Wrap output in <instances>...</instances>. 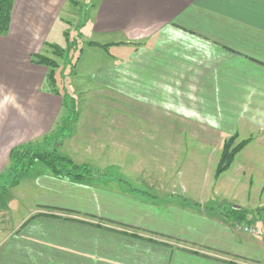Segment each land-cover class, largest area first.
I'll return each instance as SVG.
<instances>
[{"label": "crops", "instance_id": "obj_1", "mask_svg": "<svg viewBox=\"0 0 264 264\" xmlns=\"http://www.w3.org/2000/svg\"><path fill=\"white\" fill-rule=\"evenodd\" d=\"M68 2L16 0L0 37L2 185L10 152L40 144L62 120V100L31 57L53 45ZM80 33L104 60L90 86L114 95L89 124L158 157H220L226 141L245 142L230 165L264 172V0H99ZM106 148L108 163L79 158L95 173L88 180L36 164L14 188L24 191L0 198V264H264V239L236 232L225 202L205 196L214 183Z\"/></svg>", "mask_w": 264, "mask_h": 264}, {"label": "rangeland", "instance_id": "obj_2", "mask_svg": "<svg viewBox=\"0 0 264 264\" xmlns=\"http://www.w3.org/2000/svg\"><path fill=\"white\" fill-rule=\"evenodd\" d=\"M98 2L99 0H69L65 9L62 10L63 13L60 14L62 22L65 23L63 24L64 26H62V28L59 26L54 28L50 36V44L63 49V57H52V51L46 47L44 48V52H42L44 55H46L45 53H49L46 57L55 61L58 66L55 72V89L60 92L62 96H65L63 97L65 98L66 105L62 110V118L65 119L72 116L74 113L76 114V120L71 125V134L63 138L57 144L56 149L58 153L70 159L77 166H83L81 163L82 161L79 159L80 157L85 159L82 154H86L89 158H93L94 162L108 163L112 156L109 155V148H106L107 146L126 150L134 156L138 155L144 161L150 158L155 159V161L159 159L160 162L165 164L169 160L174 161L179 169L178 174H181L179 179L184 175L185 180L200 181L208 183L209 186L214 183L216 187L211 189L208 187L205 196L210 198L213 196L220 201H224L226 204L224 206L225 212L228 210V214H231L232 211H235L233 207L240 208L239 211L241 213L231 214L236 220L234 221L235 224H258L263 227L264 172H237L236 166L230 165L225 172L216 176V170L221 156L184 155L180 153L182 152L181 150L173 149L170 150L171 153H169V155L161 153L158 157L156 153L154 152L153 154L151 150V152L147 150L143 153L142 151L138 152V141L136 140L116 139V133H109L110 130L108 131V129H106V125L104 128V125L89 124L91 121H95V116L97 117L105 114V111H107L105 107L106 102L114 98L113 94L100 91L94 92L93 90L95 88L90 86L89 74L94 68L103 64L104 60H101L96 55L95 57L93 56L92 52H90L92 50L89 49V51L88 47L86 48L83 44L84 41L78 38V33L80 31L76 29L77 26H80V20L88 19V16L92 14V10ZM62 32L66 33V36L63 37ZM65 39H67L69 43L74 41L76 45H72L71 49L66 51L68 45L66 46ZM80 48L81 50H79ZM43 88L45 87L43 86ZM46 88L47 91H50L48 84ZM113 100L116 102L119 99L115 97ZM97 104L102 106H97ZM78 121L79 123L76 124ZM83 122L85 124L82 125ZM84 125L89 128L94 127L93 129L95 130L91 128L83 131L81 127ZM72 127H74V130H72ZM105 149H107V155L104 154ZM75 151H77V153L79 152L77 155L82 156L78 157L75 155ZM94 174L95 173H93V175ZM100 174L103 175L104 173ZM28 175L29 173L23 177H27ZM89 178L90 177L85 180ZM7 179L6 184L11 183L13 180L11 177ZM15 187L8 188L3 192L0 191V198L9 200L8 193L11 190L13 191ZM21 189L23 191L25 189L23 184L21 188L15 189L17 191L16 193L20 192ZM12 195L14 194L11 193L10 199L13 198ZM18 204V207H23L22 202Z\"/></svg>", "mask_w": 264, "mask_h": 264}, {"label": "trees", "instance_id": "obj_3", "mask_svg": "<svg viewBox=\"0 0 264 264\" xmlns=\"http://www.w3.org/2000/svg\"><path fill=\"white\" fill-rule=\"evenodd\" d=\"M16 0H0V37H6L9 32L12 9ZM88 19L80 20V26L76 29L81 31L87 24ZM66 36V33L64 34ZM82 35L79 32L78 38ZM67 50H70L72 45H76L73 41L68 42L65 39ZM85 46H91L92 43H83ZM52 51V57L62 58L64 55L63 49L55 45H44ZM31 63L35 66H41L46 69L45 82L49 85L50 93L59 96L62 100V108L65 105V96L55 89L56 85V70L57 63L50 58L43 55H35L31 57ZM72 107V106H71ZM76 120V114L67 118H62L59 125L56 126L55 131L48 137L42 139L40 144L25 145L13 149L9 154V169L7 178L11 177L13 180L9 184H3V177L0 179V191H5L8 188L15 187L19 184L24 175L28 174L34 165L39 164L48 169V171L57 178L67 179L74 182H82L86 178L91 177L94 173L93 169L88 166H77L70 159L60 155L56 149L57 144L69 134H71V125ZM229 140L224 144L223 152L220 158L219 165L216 170V176L225 172L236 153H238L244 146L245 142L238 144L232 148V142ZM241 213L239 210L232 211L231 214Z\"/></svg>", "mask_w": 264, "mask_h": 264}, {"label": "built area", "instance_id": "obj_4", "mask_svg": "<svg viewBox=\"0 0 264 264\" xmlns=\"http://www.w3.org/2000/svg\"><path fill=\"white\" fill-rule=\"evenodd\" d=\"M233 228L236 232L248 235L257 239H264V226L252 224V225H246L241 223H236L233 225Z\"/></svg>", "mask_w": 264, "mask_h": 264}, {"label": "water", "instance_id": "obj_5", "mask_svg": "<svg viewBox=\"0 0 264 264\" xmlns=\"http://www.w3.org/2000/svg\"><path fill=\"white\" fill-rule=\"evenodd\" d=\"M239 208H237V207H233V210H238Z\"/></svg>", "mask_w": 264, "mask_h": 264}]
</instances>
